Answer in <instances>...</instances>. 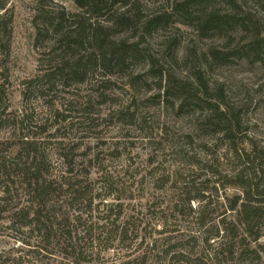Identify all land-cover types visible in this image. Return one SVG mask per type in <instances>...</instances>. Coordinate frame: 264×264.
<instances>
[{"label": "rangeland", "instance_id": "374dc122", "mask_svg": "<svg viewBox=\"0 0 264 264\" xmlns=\"http://www.w3.org/2000/svg\"><path fill=\"white\" fill-rule=\"evenodd\" d=\"M7 1L12 40L11 53L4 61L6 75L0 76L7 89L3 101L8 106L0 140L11 142L29 130L27 133L40 140L53 176L65 171L59 143L70 142L78 154L74 173L88 176L94 200L92 209L87 202L69 200L59 210L72 217L78 212L83 214L82 222L74 221L73 225L85 241L99 232L98 225L117 222V216V224H125L131 230L125 240L111 239L114 247L110 249L104 243L96 247L88 243L95 252L93 261L81 264H131L128 260L145 254V264H192L174 257L170 246L182 242L186 249L194 251V257L199 255L209 214L207 225L202 227L195 215L201 206L198 201L192 204V213L187 206L180 204L175 209L174 205L187 186L204 188L209 196L213 181L210 163L214 161L221 172L228 173L238 162L226 154L228 142L221 137V125L209 119L207 127L208 111L204 107L193 106L178 115L171 104L157 97L158 77L171 70L177 79H189L201 70L212 93L220 91L222 101L240 111L246 135L264 140V59L250 48L254 27L240 17L245 12L257 13L255 20L264 34L263 9L246 1L242 14L234 18L237 23L227 34L210 31L201 36L194 15L187 19L171 13V0H140L138 10L132 2L123 10L131 17L136 12L137 19L132 17L127 24L111 30L109 36L113 41L138 43L139 53L133 61L122 69L112 67L107 75H102L100 66L80 84L66 85L65 80L56 77L49 89L42 77L55 70L59 58L56 54L60 53L59 49L55 51L59 48V31L51 27L63 10L68 12L74 6L61 0ZM38 6L48 17L39 12ZM219 6L229 7L225 3ZM163 12L169 13L167 24L144 27L145 21ZM109 17L105 14L100 22L111 26L115 19ZM242 24L248 25L249 31ZM48 28V34L39 35L40 29ZM73 28L74 21L67 13L62 31L72 32ZM259 46L264 57V46ZM212 52L221 57L214 58ZM153 65L157 71H150ZM43 86L46 89L42 90ZM133 102L134 123L118 121L112 112L133 106ZM20 192L14 191L11 206L26 201ZM216 201L222 202L221 198ZM219 210H214L212 222L220 219ZM95 223L98 225L91 229ZM6 224L0 221V253L13 250V258L16 249L28 247L16 241L19 234L10 233ZM3 260H7L6 256ZM26 260V264H39L30 255ZM242 263L220 260L217 264ZM204 264L211 263L205 260ZM260 264H264V259Z\"/></svg>", "mask_w": 264, "mask_h": 264}, {"label": "trees", "instance_id": "16d2710c", "mask_svg": "<svg viewBox=\"0 0 264 264\" xmlns=\"http://www.w3.org/2000/svg\"><path fill=\"white\" fill-rule=\"evenodd\" d=\"M61 1L71 2L74 9L68 12L63 10L51 27L59 31L57 32L59 37L56 39L59 48L56 47L55 51L59 49L60 53L56 54L59 58L55 70L46 72L42 77L49 89L54 85L56 77L65 80L66 85L84 83L100 66V71H104L102 75L110 74L112 67L121 69L127 67L129 61H133L135 54L139 53L138 43H128L125 39L110 40L109 33L127 24L132 17L137 19L136 12L131 17L123 8L133 2L138 10L140 0ZM171 1V13L182 15L187 19L194 15L198 33L207 36L210 31L227 34L237 23L234 18L242 14L244 2L249 0ZM250 1L264 11V0ZM222 3L229 7L225 9L220 7ZM7 6V0H0V76L6 75L4 61L11 53L12 18L8 15ZM38 10L48 17L43 7L38 6ZM67 13L75 24L72 32L62 31ZM105 14L110 15L109 19H115L111 26H105L100 22ZM240 17L244 23L254 27L250 48L255 50L256 54L257 52L258 55L260 54V59H264L259 46L260 44L264 46V34L255 20L257 13L254 15L245 12ZM168 20L169 13L163 12L145 21L143 25L150 29L159 25L158 23L167 24ZM248 25L242 24V28L249 31ZM49 29H40L39 35L48 34ZM86 45H89V48H86ZM83 49L89 51L82 52ZM212 54L214 58L221 57L217 52ZM207 62L209 65V60ZM150 71H157V68L153 65ZM166 71V74L161 73L158 77L160 81L157 97L162 98L166 104H171L178 115L193 106L204 107V110L208 111L205 118L207 127H209V119L216 120L217 125H221V137L228 142L226 154H231V158L238 162L237 167L228 173L221 172L214 161L210 163L213 181L210 182L212 188H209V196H206L204 188L187 186L180 200L174 205L175 209L180 204L187 206L192 213L194 211L192 204L198 201L201 206L195 215L202 227L207 225L206 217L209 214V227L204 229L205 237L201 239L202 247L199 255L194 257V251L186 249L182 242L172 244L170 249L175 251L174 257L179 260L186 259L192 264H204L205 260L211 264H217L220 260L260 264L264 259V140L246 135L247 129L243 127L240 111L228 107L222 101L220 91L218 94L212 93L204 72L198 70L189 79H177L174 72ZM29 82L33 83L31 80ZM6 93L5 82L2 81L0 82V128L4 125L8 114V106L3 101ZM134 104L133 102V106L128 105L124 109L113 111L112 114L118 121L134 123L136 119ZM38 127L47 130L45 126ZM58 130L59 128L56 131ZM27 132L11 142L0 140V221H6L9 232L19 234L20 238L16 241L28 247V250L16 249L17 254L13 258H11L14 254L13 250L0 253V264H7V261L9 264H26L28 262L26 257L29 255L39 264L92 262L95 252L93 247L91 249L88 247V243L95 247L104 243V247L110 249L114 247L111 239L125 240L131 230L125 224H117L120 216L116 217L117 222L110 225L91 224V229H95L98 225L99 232L90 235L86 241L78 236L73 222L81 223L83 214L78 212L72 217L58 208L64 207L69 200L87 202L91 208L94 200L92 196L94 188L88 183V176L83 177L74 173L76 166L74 161L78 155L75 152L76 147H71L70 142L59 143L65 171L63 174L53 176L49 174L46 154L40 147V140ZM8 153L13 156H7ZM15 190L21 191L26 201L11 206ZM220 198L222 202L216 203V199L220 200ZM215 209L219 210L217 216L220 219L212 222L215 220L211 218L216 212ZM159 233L163 232L159 230ZM33 236L34 241L27 240ZM4 256L7 260H3ZM146 260L145 254L143 257L128 260V263L145 264Z\"/></svg>", "mask_w": 264, "mask_h": 264}]
</instances>
